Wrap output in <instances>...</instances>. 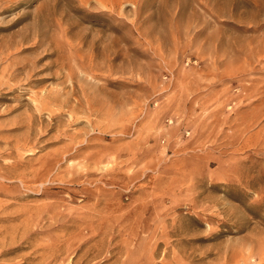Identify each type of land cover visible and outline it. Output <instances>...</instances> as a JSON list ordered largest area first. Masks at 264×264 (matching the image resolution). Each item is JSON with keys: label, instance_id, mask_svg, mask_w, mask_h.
Returning a JSON list of instances; mask_svg holds the SVG:
<instances>
[{"label": "rangeland", "instance_id": "rangeland-1", "mask_svg": "<svg viewBox=\"0 0 264 264\" xmlns=\"http://www.w3.org/2000/svg\"><path fill=\"white\" fill-rule=\"evenodd\" d=\"M0 264H264V0H0Z\"/></svg>", "mask_w": 264, "mask_h": 264}]
</instances>
